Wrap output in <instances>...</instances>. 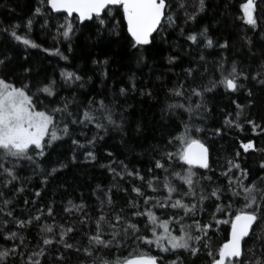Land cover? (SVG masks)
<instances>
[{
  "label": "trees",
  "instance_id": "obj_1",
  "mask_svg": "<svg viewBox=\"0 0 264 264\" xmlns=\"http://www.w3.org/2000/svg\"><path fill=\"white\" fill-rule=\"evenodd\" d=\"M166 3L168 7L165 9L164 19L151 37V43L133 48L120 6L109 8L102 14L109 22L105 28L99 29L95 18L80 23L75 16L54 14L47 6L46 0H43V3L41 0H0V58L10 57L6 67L0 66V75L11 76L17 87L21 83L31 82L29 94L34 97L36 110H48L51 114V109L62 106L66 101H72L69 110L76 115L83 112L89 99L94 98L97 101L103 100L111 109L113 119L122 124L120 129L107 124L103 119L104 113L97 109V105H92V114L96 117L93 123L86 126L73 125L70 136L55 141L51 148L45 149L46 156L40 158L45 173L57 162L66 165L54 173L46 184L41 185V172H34L33 166L28 162H23L16 169L22 179L30 177L23 180L25 190L15 197L12 196V186L6 190L5 198H12L9 210L14 212L17 219L27 220L29 214L35 215L42 205L54 201L56 224L74 226V231L66 237L67 243L73 247L64 249L62 244L55 242L44 246L46 255L40 258L42 264H57L55 257L58 255H63L65 264H98L101 259L110 260L118 256L122 259L133 258L139 254L156 256L160 264H171L177 258L180 264H210L207 250L203 247H200L196 255L183 249L161 252L155 244L137 242L135 235H129L122 237L119 246L104 249L98 245H90L87 239V236L95 231V219L100 215L101 200H105L104 210L109 218L113 212L125 208L129 200L139 199L143 211V199L137 198L131 191L133 186L141 187V181L127 176L114 178L107 166L111 164L117 172L121 171L122 165H127L129 170L139 169L145 181L150 178L148 169L152 168V177H159L162 181L165 173L155 169L154 161L160 158L162 152L174 151L167 142L183 132L185 123L190 124L193 138L204 143L210 153L209 168L201 170L194 167V179L210 177L211 181L201 180V186L208 192L214 187L223 189L221 200L213 197L205 201L204 210L200 211L198 206L195 216L202 222H212L208 237L213 249H217L228 239L231 224L223 221L229 220L230 215L234 216L235 210L243 207L245 202L243 194L232 197L228 191L229 180L222 173L228 171L229 160L239 163L247 170L245 183L256 181L258 187L262 186L259 181L264 177V168L260 167L261 163H264V87L252 77L259 76L264 79V3H258L254 13L258 20L256 29L243 20L241 5L246 3V0H205L204 10L198 12L193 20H189L188 15L196 12L198 0H166ZM37 6L41 7V13L35 15L34 9ZM169 16L174 23H169ZM29 18L33 21L30 32L24 27ZM68 22L73 24L74 30L70 38L65 39L62 35H57V26ZM13 24L20 25L18 34H27L40 47L31 48L12 40L4 29ZM114 24L117 25L119 37L110 31ZM204 29L207 30V39L213 42L211 47L206 46L203 36H198V42L195 44L187 40L190 33H199ZM245 38L250 39L251 43H246ZM221 44H227V47L221 48ZM57 49L67 59L56 55ZM141 56L144 57L143 60H140ZM201 56L204 57L203 60L200 59ZM170 57L173 58L171 62ZM94 60L98 63H93ZM234 61L238 70L248 77H240L238 80L244 87L235 92H226L222 86L218 87L214 92L205 95L207 111L201 109L196 112L195 104L199 98L191 96L189 90L194 85L219 80L221 73L218 71V65H224L226 75ZM24 68H31V72H24ZM189 68L193 70V76L187 75L185 70ZM62 70L79 75L81 81L66 83L61 77ZM46 78L56 81L53 96L36 91L40 82H47ZM181 82L184 95L177 97L170 90L180 88ZM121 88L125 89L123 94L120 93ZM233 100L242 106L245 117L254 119L257 125H262L255 133L252 126L244 123L243 119L242 129L229 128L224 124L228 113H232L230 119L235 116L236 105L232 103ZM170 104H183L184 108L169 109ZM189 105L194 109L191 116L184 110ZM55 119L59 122L64 117L57 114ZM97 122L105 127L97 129ZM58 127L62 125L58 123ZM196 127L201 129L199 133H195ZM218 128L221 130L220 134H216L215 130ZM93 136L96 140L92 146H88L86 140H91ZM72 139H78L81 144H85L83 149H76L75 160L72 159ZM248 140L254 142V149L245 153L240 148V143H246ZM35 151L33 149L29 154L35 156ZM87 151H92L96 158L86 160L84 153ZM108 153H112V156ZM0 162L10 166L14 160L10 158ZM180 163L177 161V164ZM165 167H168L166 162ZM182 167L187 168V165ZM179 170L180 168H176V171ZM231 171L236 173L233 179L239 178L238 170L233 168ZM171 179L173 186L177 187L180 193L186 191L187 186L183 185L182 181L174 177ZM13 183L15 187L21 186L19 183ZM155 187L158 189L156 193L146 185L142 190L146 195L160 199L167 195L161 184H156ZM109 189L112 206L106 203L105 193ZM37 190L41 192L40 197L35 196ZM256 195L259 200V193ZM176 198L174 194L173 199ZM26 199L29 201L27 205ZM68 199L74 204L85 205L83 214L85 217H91L92 222L89 225H80V212L70 215L64 213V203ZM33 200L37 203L33 204ZM185 202L191 203L190 198L185 197ZM217 203L222 206L231 203L233 211L216 213L213 220L211 213L215 211ZM46 211L45 208V213ZM174 211L169 209L165 215L164 212L156 210V214L166 219L167 216L173 215ZM175 214L184 215L183 210L175 211ZM124 215L131 216V211H125ZM4 219L7 217L0 214V221ZM145 220L146 217H132V222L138 224L141 235L145 234ZM216 220L221 223L217 224ZM184 223H192L191 214L185 218ZM42 224H53V220L45 218L19 230V234L24 237L23 245L19 238L5 242L0 237V247L8 248L14 244L19 246L18 254L10 255L4 264H22V260L28 259L27 253L38 250V245H42ZM4 228L17 231L14 223L10 227L4 225ZM58 231L56 229L55 239H58ZM173 233L179 234L178 225L173 226ZM104 238L107 239V235ZM261 239H264V220L252 227L250 236L243 243V264H248L249 260L262 254ZM86 247L94 249L92 255L85 253ZM250 249L252 251H249ZM19 253H23V256Z\"/></svg>",
  "mask_w": 264,
  "mask_h": 264
},
{
  "label": "snow or ice",
  "instance_id": "obj_2",
  "mask_svg": "<svg viewBox=\"0 0 264 264\" xmlns=\"http://www.w3.org/2000/svg\"><path fill=\"white\" fill-rule=\"evenodd\" d=\"M47 6L53 12H66L68 16L73 13L78 14L79 20L83 23L85 20L92 21L95 18L99 29H103L107 26L109 21L103 18V13H105L110 5H119L122 8L123 20L127 23V33L131 37L132 47L149 45L151 43L150 37L153 32L157 30V26L161 25L162 18L165 15V9L168 7L166 0H46ZM43 3V0H41ZM258 3H264V0H246V3L241 5V10L243 12V20L247 25H250L253 29L258 26V20L254 13L257 11ZM205 7V0H198V8L196 12L188 15L189 20L195 19L198 12L203 11ZM41 13V7L37 6L34 9V14L38 15ZM111 15V13H109ZM169 23H174L171 16L168 17ZM32 19L29 18L24 27L28 32L31 31ZM57 35H62L65 39H69L74 28L71 22L66 24H60L57 26ZM20 25L13 24L4 31L8 32L10 38L16 42L22 43L25 46L31 48L40 47L35 43L30 37L18 34V29ZM62 30V31H59ZM111 33L119 37L120 33L117 31V25L114 24L113 28L110 30ZM207 30L204 29L199 33H190L187 36V40L192 43L198 42V36L205 37L206 46H212V40L206 37ZM55 38V37H54ZM246 43H251L250 39L245 38ZM221 48H226L227 44H221ZM71 50V49H70ZM48 51V49H44ZM56 55H59L61 59H67L62 53L57 49ZM144 57L141 56L140 60ZM173 58H169L170 62ZM201 60L204 59L203 56L200 57ZM10 61V57L0 58V66H7ZM93 63H98V61H93ZM106 63V61H104ZM264 67V65H262ZM26 73L31 72V68H24ZM188 76H193V70L191 68L185 70ZM218 71L221 73L219 80H210L206 84L194 85L189 91L191 96L198 97L195 104V111L200 112L203 109L207 111L205 95L207 93L214 92L218 87H223L226 92H235L238 88H243V84H239L238 80L240 77L247 79V75L238 70L236 62L234 61L231 70L225 75V68L223 64L218 65ZM61 77L66 83L81 81V77L75 73L61 71ZM47 79V78H46ZM253 80H258L259 84L264 87V79H260L259 76H253ZM56 81L54 79H47V82H40L37 86V93H45L48 96H53L54 87ZM83 86V85H81ZM32 84L21 83L19 87L16 86L14 80L11 76L5 74L0 75V161H6L10 158L14 160L10 166L6 163L0 162V214L7 219L0 221V237L3 238L5 242L12 240L15 241L17 238L21 241L23 245L24 237L19 234V230L25 228L26 225L33 223H38L40 220L49 218L53 220V224H42L40 225V237L42 239V245H38V250L27 253V261L22 260V264H42L41 257L46 255V248L44 246L52 245L54 242L57 244H62L64 249H71L72 244L67 243L66 237L69 233L74 231V226H65L64 224H56L54 210L55 202L50 201L46 205H42L41 208L36 210L35 215L29 214L27 220L17 219L14 212L9 210V206L12 204V198L7 196L6 190L12 186L14 191L12 196L15 197L17 194L22 193L25 190L23 180L30 179L21 178L17 172V168L22 165L23 162H28L33 166V171H40L43 178L41 179V185L48 182L49 178L59 171V169L66 167L63 162H57L50 170L45 173L42 167V160L40 158L46 156V148H51L55 141L63 139L65 136L71 135V128L73 125H87L91 124L96 120V117L92 114L94 109L92 105H97V109L104 113L103 119L107 121V124L112 125L116 129L122 128V124L117 123L113 117L111 109L105 105L103 100L97 101L94 98L89 99L88 105L85 106L82 113L73 115L69 110V104L72 101H66L62 106L55 107L51 109V114L48 110L37 111L34 106V97L30 95ZM125 92L124 88L120 89V93ZM170 92L179 97L183 96V82H181L180 88L171 89ZM249 97L251 92L248 93ZM189 96V100H191ZM236 105V112L234 118L230 119L232 113H228L225 116L224 124L229 128L242 129V119L244 123L252 126V131L255 133L258 127L264 125H257L254 119H248L244 116L243 108L240 104L236 103L235 100L232 101ZM169 109L184 108L183 104H170ZM186 112L193 114L194 109L191 105L184 109ZM59 114L64 117L63 120L57 122L55 116ZM58 123L62 127H58ZM97 129L104 128L105 125L102 123H95ZM183 132L173 137L167 142L169 147H173L174 151L162 152L159 159L154 161L155 169L163 170L165 175L163 179L159 177H152L153 169H148V174L150 178L145 181L144 177L140 174L139 169L129 170L127 165H122L120 172H117L115 168L109 164L108 170L113 174L114 178L124 176L138 179L141 181V187L133 186L131 191L136 194L137 198L143 199V211H141V205L139 199L129 200L125 208H121L112 213L111 218L105 214V200L100 201V215L95 219V231L87 236L90 245H98L104 249H110L112 246H119L122 242V237H127L129 235H135L137 242H143L144 244L155 246L161 252H168L170 250L183 249L186 252H191L192 255H196L200 251V247L207 250V255L210 258V264H243V243L245 238L250 236V229L254 227L255 224L264 220V177L260 178L259 183L262 186H257V182L254 181L251 184L245 183L248 172L243 169L239 163H233L229 160V169L227 172L222 173L228 177V191L231 192L232 197H238L243 194L244 204L240 209L235 210L234 216H229V220L223 221V223L231 224V231L229 233L228 240L220 245L217 249H213L209 237L208 231L211 227V221L202 222L195 218L196 212L198 210L203 211L204 203L211 198L216 200H221V193L223 189L214 187L210 192L206 191L204 187L201 186V180L211 181L210 177H202L201 179H194L196 173L193 171L194 167H199L202 169L209 168V148L205 147L199 139L193 138V134L189 123L183 125ZM195 133H199L201 129L196 127L194 129ZM216 134H220V129H216ZM47 137V139H46ZM96 137L93 136L91 140H86L88 146H92ZM73 147V157L76 159V149H83L85 144H81L78 139H72ZM34 149L35 156L29 153ZM240 148L247 153L250 149H254V142L248 140L246 143L241 142ZM112 156V153H108ZM239 155V153H237ZM85 159H95V155L92 151H87L84 153ZM164 161V162H162ZM177 161L181 162L177 164ZM165 162L168 167H165ZM182 165H187V168L182 167ZM105 167V165H101ZM261 168H264V163H261ZM176 168H180L176 171ZM238 170L239 178L233 179L236 173H233L232 169ZM176 178L183 182V185L187 186L186 191L180 193L177 187L173 186L172 179ZM13 182L19 183L20 187H15ZM156 184H161L162 189L166 191L167 195L162 199L156 196H148L144 193L143 186L146 185L153 193L158 191ZM99 187V186H98ZM197 188H199V193H197ZM111 189L107 193L106 203L108 206H112L113 200L110 195ZM259 193V200L257 197ZM177 198L173 199V195ZM41 192L37 190L35 192L36 197H40ZM185 197L190 198L191 203L185 202ZM215 202V201H213ZM29 201L26 199L25 204L27 205ZM33 204L37 203L36 200L32 201ZM45 208L47 209L45 213ZM85 205L74 204L71 199H68L64 203L63 211L67 214H72L73 212H80L81 218L79 220L80 225H89L91 217H85L83 214V209ZM183 210V216H178L173 212V215L167 216L166 219H162L156 214V210H160L167 214V211ZM125 211H131V216H125ZM233 211L231 203L223 205L220 203L216 204L215 211L211 213L213 220L215 219L216 213ZM191 214L192 223L185 224L184 220ZM132 217H146L144 225V235H141V230L137 223L132 222ZM217 224L221 221L216 220ZM16 225L17 231H9L4 228V225L9 227L12 224ZM178 225V233H173V226ZM58 229V239H55ZM150 233V235H148ZM199 233V234H195ZM52 238H49V236ZM107 235V239H105ZM199 245V246H194ZM262 254L248 261V264H264V239H261ZM17 245H13L8 248L0 247V264H4L6 259L12 255L18 254ZM80 251V249H77ZM85 253L87 255H92L94 249L85 248ZM249 251H252L251 249ZM23 256V253H19ZM253 255H255L253 253ZM57 264H65L63 255H58L55 257ZM98 264H160V261L156 256L139 254L133 258L122 259L119 256L115 259H101ZM171 264H180L179 258L171 262Z\"/></svg>",
  "mask_w": 264,
  "mask_h": 264
},
{
  "label": "water",
  "instance_id": "obj_3",
  "mask_svg": "<svg viewBox=\"0 0 264 264\" xmlns=\"http://www.w3.org/2000/svg\"><path fill=\"white\" fill-rule=\"evenodd\" d=\"M116 6H119V5H110L109 8L116 7ZM120 7H121V6H120ZM109 8H108V9H109ZM49 9H50V8H49ZM50 10H51V9H50ZM52 12H53V11H52ZM53 13H54V14H65L66 16H68V14H67L66 12H63V11H61V12H59V13H57V12H53ZM71 16H75V17L78 19V21L80 22L79 17H78V14L73 13ZM71 16H68V17H71ZM163 19H164V17L162 18V21H163ZM85 21H88V20H85ZM85 21H84V22H85ZM80 23H81V22H80ZM125 24H126V29H127V23H126V21H125ZM159 27H160V25L157 26V30H158ZM157 30L153 32L152 36L157 32ZM152 36H151V37H152ZM151 37H150V40H151ZM205 147H206V145H205ZM195 168L203 170L202 168H199L198 166L195 167ZM251 230H252V228L250 229V233H251ZM230 231H231V229H230ZM228 238H229V236H228ZM245 239H246V238H245ZM227 240H228V239H227Z\"/></svg>",
  "mask_w": 264,
  "mask_h": 264
},
{
  "label": "rangeland",
  "instance_id": "obj_4",
  "mask_svg": "<svg viewBox=\"0 0 264 264\" xmlns=\"http://www.w3.org/2000/svg\"><path fill=\"white\" fill-rule=\"evenodd\" d=\"M37 111H40V110H37ZM33 149H34V147H33Z\"/></svg>",
  "mask_w": 264,
  "mask_h": 264
}]
</instances>
